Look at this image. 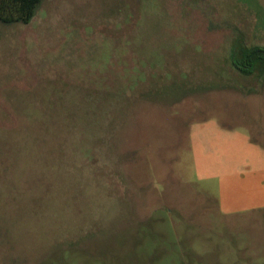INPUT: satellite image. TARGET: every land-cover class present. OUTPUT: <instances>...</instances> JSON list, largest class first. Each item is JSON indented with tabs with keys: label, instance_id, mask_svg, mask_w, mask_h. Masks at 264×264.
I'll use <instances>...</instances> for the list:
<instances>
[{
	"label": "rangeland",
	"instance_id": "374dc122",
	"mask_svg": "<svg viewBox=\"0 0 264 264\" xmlns=\"http://www.w3.org/2000/svg\"><path fill=\"white\" fill-rule=\"evenodd\" d=\"M259 56L264 0L0 22V264H261Z\"/></svg>",
	"mask_w": 264,
	"mask_h": 264
},
{
	"label": "trees",
	"instance_id": "16d2710c",
	"mask_svg": "<svg viewBox=\"0 0 264 264\" xmlns=\"http://www.w3.org/2000/svg\"><path fill=\"white\" fill-rule=\"evenodd\" d=\"M43 0H0V22L6 25L29 24ZM263 60L264 57L259 56Z\"/></svg>",
	"mask_w": 264,
	"mask_h": 264
},
{
	"label": "crops",
	"instance_id": "0c3cea01",
	"mask_svg": "<svg viewBox=\"0 0 264 264\" xmlns=\"http://www.w3.org/2000/svg\"><path fill=\"white\" fill-rule=\"evenodd\" d=\"M251 220L264 222V215L253 216V218ZM257 237H258V239L247 241V243L253 244L252 247H254V248L252 251V253H253L252 258L254 259V261L256 263L264 264V238H263V235H261V234L258 235ZM245 259H248V258H245Z\"/></svg>",
	"mask_w": 264,
	"mask_h": 264
}]
</instances>
